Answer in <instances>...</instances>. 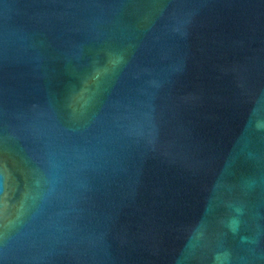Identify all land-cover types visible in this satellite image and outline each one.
Instances as JSON below:
<instances>
[{"label": "water", "instance_id": "obj_1", "mask_svg": "<svg viewBox=\"0 0 264 264\" xmlns=\"http://www.w3.org/2000/svg\"><path fill=\"white\" fill-rule=\"evenodd\" d=\"M0 264H264V0H0Z\"/></svg>", "mask_w": 264, "mask_h": 264}]
</instances>
